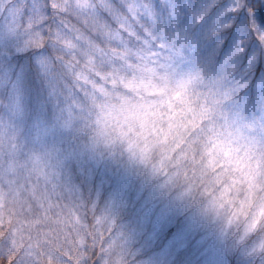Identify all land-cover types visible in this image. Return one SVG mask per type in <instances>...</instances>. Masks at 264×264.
Wrapping results in <instances>:
<instances>
[{
    "label": "rangeland",
    "instance_id": "rangeland-1",
    "mask_svg": "<svg viewBox=\"0 0 264 264\" xmlns=\"http://www.w3.org/2000/svg\"><path fill=\"white\" fill-rule=\"evenodd\" d=\"M18 44L0 38V62ZM234 72L165 41L101 83L88 100L95 151L63 160L70 186L0 182V264H65L60 249L91 231L83 205L99 224L110 212L127 264H229L241 237L264 238V106L240 103ZM35 135L25 121L23 139ZM70 143L65 132L44 142Z\"/></svg>",
    "mask_w": 264,
    "mask_h": 264
},
{
    "label": "snow or ice",
    "instance_id": "snow-or-ice-1",
    "mask_svg": "<svg viewBox=\"0 0 264 264\" xmlns=\"http://www.w3.org/2000/svg\"><path fill=\"white\" fill-rule=\"evenodd\" d=\"M0 38L19 42L0 62V182L10 187L70 186L63 160L81 144L95 151L86 134L89 98L158 43L174 41L210 68L234 67L246 85L240 103L264 106V0H0ZM25 121L36 127L31 145ZM58 132L71 136L66 152L44 144ZM81 212L91 231L82 245L60 249L65 264H127L126 238L110 212L104 224L94 206ZM236 245L229 264H264L256 232Z\"/></svg>",
    "mask_w": 264,
    "mask_h": 264
}]
</instances>
